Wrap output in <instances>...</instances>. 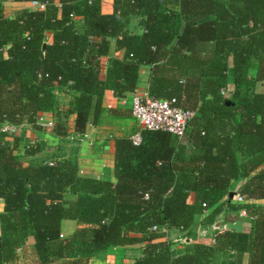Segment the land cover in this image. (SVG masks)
Here are the masks:
<instances>
[{"label": "trees", "instance_id": "trees-1", "mask_svg": "<svg viewBox=\"0 0 264 264\" xmlns=\"http://www.w3.org/2000/svg\"><path fill=\"white\" fill-rule=\"evenodd\" d=\"M2 1L0 123L40 127L38 117L55 111L53 132L64 137L71 114L78 132L131 117L129 109L107 107L104 95L111 88L128 97L146 67L152 96L176 98L196 115L181 138L148 128L139 144L135 128L117 136L114 181L80 175L74 159L24 160L21 137L0 129V264L18 262L29 237L36 264H90L111 246L136 244L134 264H264V204L252 202L264 199V90L257 89L264 84V0H114L112 13L102 11V0H39L45 8L14 16ZM132 17L141 32L129 30ZM120 50L123 58L112 56ZM108 55L103 80L100 59ZM58 88L72 93L69 105H58ZM208 210L206 225L221 215L236 219L224 220L230 227L213 233L215 243L174 246L169 230L191 237L196 216ZM64 219L78 224L65 237ZM238 223L248 230L233 228Z\"/></svg>", "mask_w": 264, "mask_h": 264}, {"label": "crops", "instance_id": "crops-1", "mask_svg": "<svg viewBox=\"0 0 264 264\" xmlns=\"http://www.w3.org/2000/svg\"><path fill=\"white\" fill-rule=\"evenodd\" d=\"M58 2V1H57ZM4 11L9 16H14L18 10L22 8H28L31 10L38 9L31 6L30 2H20L16 0H3ZM114 0H102V11L104 13H112L114 11ZM137 18V17H132ZM131 18V20H132ZM75 20L78 21V25H82L83 17L77 15ZM130 20V21H131ZM139 24V23H138ZM129 30L130 23L128 25ZM137 30H131L134 32H141L142 29L138 26ZM53 40V34L51 31L46 33V42L50 43ZM125 55L124 50L116 51L112 56L123 58ZM111 56H102L101 61V71L100 77L105 80L107 78V67L109 64ZM151 70L149 67H146L140 72V81L139 86L136 91H148V83L150 80ZM229 88L233 89V76L231 74V80L229 82ZM258 91L264 90V84L261 82L257 87ZM135 91V92H136ZM56 98L58 101V105L60 107H65L70 104L72 101L73 95L70 92H67L61 88L55 90ZM134 93V92H133ZM131 93L127 99V103H123L124 99H120L115 96L113 90L111 88H107L104 95V104L107 107H122L125 109L130 108V99L132 97ZM58 115L55 111H49L42 113L38 119L37 123L40 127L34 126L32 123L24 122L19 124L21 126V130L16 133L10 134L9 139H13L14 135H18L21 137L20 144L17 147V153H19L24 160H33L36 159L39 162H56L58 160H66V159H74L79 164V174L83 176H91L100 179H108L114 181L116 179L115 176V144L116 137L127 135L132 131V128H135V133H141L143 127L139 124L136 118L131 115V117L124 119H116L113 121H106V123L98 127L92 123L87 125L84 132L88 133V138L84 140H79V134L83 132H78L75 129V115L71 114L67 117L69 124V131L67 136H58L54 134L53 130L55 128V124L58 122ZM52 121L54 123L53 126L49 127L47 124ZM7 124H12L10 122L0 123V128ZM74 135V138L71 136ZM142 136V135H141ZM43 146V149L37 154H28L27 150L31 149V147ZM246 182V179H242L238 181L233 190L237 191L239 187ZM238 194L234 193V196L230 195V198H234L235 201L238 199ZM195 200V193L191 192L190 201L193 202ZM257 204H264V199L254 200ZM4 202L0 199V216L3 211ZM210 212V210L206 211L205 214H199L195 218V222L192 228V239L202 240L203 236L201 235L202 231L205 228H209L212 224L206 225L203 224L204 217ZM235 213H231L234 215ZM222 216V215H221ZM219 220L224 221L227 220V216L218 217ZM229 221V220H227ZM233 223V222H230ZM236 223V221L234 222ZM250 224L247 222L246 224ZM239 224V223H238ZM235 224V225H238ZM245 223H242V225ZM1 226V224H0ZM78 227V224L75 220L64 219L62 222V236H69L72 234ZM249 228V226H248ZM247 228V230H248ZM246 230V229H245ZM186 234V232L171 229L168 232V239L170 241H175L177 237H182ZM0 235H1V227H0ZM213 233L210 234L212 236ZM186 236V235H185ZM209 236V239L212 237ZM174 246H181L177 242L173 243ZM176 244V245H175ZM33 247H34V239L33 237H29L24 248H19L18 252L20 254V259L18 262L13 264H36L35 257L33 255ZM142 244H136L132 246H111L106 251L98 254L94 258H92L90 264H134L136 257L141 255ZM247 257H245V262L247 263Z\"/></svg>", "mask_w": 264, "mask_h": 264}, {"label": "built area", "instance_id": "built-area-1", "mask_svg": "<svg viewBox=\"0 0 264 264\" xmlns=\"http://www.w3.org/2000/svg\"><path fill=\"white\" fill-rule=\"evenodd\" d=\"M30 4L35 8L41 9L46 7L47 2L32 0ZM224 91L225 90L223 89V92ZM127 102V99L123 100V103L126 104ZM130 108L132 115L136 118V120L143 128L169 131L170 133L180 138L185 135L190 120L196 115V110L180 106L176 98L165 99L154 97L149 93V91L134 92L130 99ZM53 125L54 123L52 121L47 124V126L49 127ZM0 129L9 134H13L21 130V126L16 124H7L5 126H2ZM79 135V140L88 138L87 132L80 133ZM71 138H74V135L71 136ZM132 139L135 144L141 143V133H135L132 136ZM50 163L54 164V162ZM237 196L238 202L246 201L243 196L239 194ZM240 215L246 216L247 211L245 209H242ZM211 227L214 228V231H217L229 229L230 226L226 221L217 220L216 222L212 223L210 228ZM157 228L158 226H153V229ZM208 232L209 228H205L202 231L201 235L203 236V238L207 237ZM210 237H212L210 239V243H215L214 236L212 235ZM176 241H179L181 243H189L193 241V239L192 237L186 235L178 237Z\"/></svg>", "mask_w": 264, "mask_h": 264}, {"label": "rangeland", "instance_id": "rangeland-1", "mask_svg": "<svg viewBox=\"0 0 264 264\" xmlns=\"http://www.w3.org/2000/svg\"><path fill=\"white\" fill-rule=\"evenodd\" d=\"M139 18H132V20L130 21V28H131V30H139L138 29V26H139ZM220 217H222V216H220ZM228 219L229 220H232V221H234L235 219H236V217L234 216V215H231L230 214V217H228ZM239 219H240V217H239ZM219 220V219H218ZM248 226V225H247ZM247 226L246 225H242V224H238V225H233V228H239V229H247ZM215 231H214V228H210L209 229V232H208V235H207V237L206 238H203L202 240H199V241H204V242H210V239H209V235L211 234V233H214ZM180 237V236H179ZM178 238V237H177ZM176 238V239H177ZM176 239H175V241L174 242H177V243H181V242H179V241H176Z\"/></svg>", "mask_w": 264, "mask_h": 264}, {"label": "water", "instance_id": "water-1", "mask_svg": "<svg viewBox=\"0 0 264 264\" xmlns=\"http://www.w3.org/2000/svg\"><path fill=\"white\" fill-rule=\"evenodd\" d=\"M231 196H234V192L230 193Z\"/></svg>", "mask_w": 264, "mask_h": 264}]
</instances>
